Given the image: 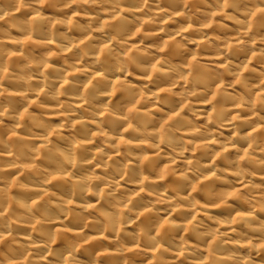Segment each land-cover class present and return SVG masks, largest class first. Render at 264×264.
I'll list each match as a JSON object with an SVG mask.
<instances>
[{"label":"clouds","instance_id":"1","mask_svg":"<svg viewBox=\"0 0 264 264\" xmlns=\"http://www.w3.org/2000/svg\"><path fill=\"white\" fill-rule=\"evenodd\" d=\"M0 264H264V0H0Z\"/></svg>","mask_w":264,"mask_h":264}]
</instances>
